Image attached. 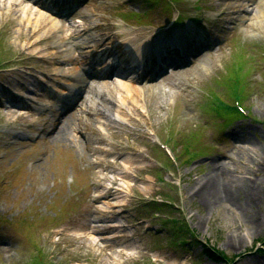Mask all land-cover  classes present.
<instances>
[{"label":"rangeland","instance_id":"rangeland-1","mask_svg":"<svg viewBox=\"0 0 264 264\" xmlns=\"http://www.w3.org/2000/svg\"><path fill=\"white\" fill-rule=\"evenodd\" d=\"M53 1L34 7L51 14L59 8L68 19L56 14L59 25L52 29V21L41 26L40 13L33 12L32 25L41 31L26 39L21 22L31 2L0 0V264H232L222 258L264 264V28L232 9L220 15L225 4L245 10L253 2L56 0L43 8ZM176 17L184 29L168 27ZM125 20L147 27L126 36L133 47L136 40L153 45L167 31L191 29L209 43L166 64L158 94L147 85L157 79L152 66L120 88L90 64L95 52L104 50L102 61L107 45L123 42L130 30ZM69 28L78 29L74 37ZM111 49L112 55L117 48ZM72 57L81 63L68 61ZM171 66L184 68L172 76ZM59 94L77 95L78 102L60 109ZM214 102L239 107L244 116L225 114ZM70 119L69 138L56 141L57 129ZM162 143L176 160L167 159ZM125 167L126 195L109 199L104 211L94 201L98 178ZM221 169L243 207L208 199L206 183ZM255 184L261 194L251 203ZM104 216L97 232L82 235L87 223Z\"/></svg>","mask_w":264,"mask_h":264},{"label":"bare ground","instance_id":"bare-ground-1","mask_svg":"<svg viewBox=\"0 0 264 264\" xmlns=\"http://www.w3.org/2000/svg\"><path fill=\"white\" fill-rule=\"evenodd\" d=\"M26 1L31 2V0H26ZM34 1H36V0H34ZM38 1L39 0H37L36 2H33V3L31 2L30 7H27L26 9H24V13L22 12L23 14L26 15V17L28 19H22V22H21L22 28L20 30L21 38H22V35L25 34L24 38L30 39L32 36L29 37V35H26V34H33L34 33V35H35V34H37V31H39V30L41 31V29L38 26L41 25L42 22L52 21L55 24L54 26L51 27L52 29H55L59 25L58 24L59 19L57 18V16H55L54 14H51L50 12L46 13L45 11H43L39 8L35 9L34 5H36L38 3ZM55 1L56 0H54L51 4H55ZM251 1L253 2V4H251L250 8H247L245 10L238 9L240 7V5H232L230 3L225 4V9H224V11H222V13H220V15L223 16L225 14H228L227 10L232 9V14L239 13L241 17L247 19V21L250 23V25L252 27H255L258 29H263L264 28V0H251ZM12 2H14V1H12ZM12 2L9 5V7H11L10 10H12V12H13L15 9L14 7L16 5H15V3H12ZM3 3L7 4L6 1H3ZM49 4L50 3H47V5H49ZM33 8L36 10V12L33 10ZM15 12H16V10H15ZM33 12L35 15H37V12L40 13V16H39L40 22H39L38 26L32 25L33 24V21H32L33 20L32 19ZM25 24H27V26ZM44 29H45V27H44ZM77 30L78 29L74 30V29L69 28V31H70L68 33V35L70 34L69 38L74 37ZM158 41L156 42L155 48L159 49V52L161 53L162 50H164L165 45H162V44L159 45ZM172 41H173V43H175L174 45L180 46V41H178L177 38H174ZM37 42H38V40H37ZM34 43H36V42L31 43V41H30L28 44L31 45ZM114 46H115L114 44L110 45V46L107 45V47H106L107 52L111 51V50H108V48L111 49V47H114ZM179 48H181L183 52L187 51L183 47H179ZM137 49L143 50L140 47H137ZM59 55L62 56V53H58L55 56H59ZM61 56L56 57L55 59L57 61H59L61 59ZM128 57H125V58L129 59ZM66 60H68V59H66ZM182 60H185V59L182 58ZM68 61H72L74 64L81 63L80 58H75V57L70 58ZM60 64H64V62L60 63ZM108 64H111L110 60H108V62L106 61L105 64H103V65L107 66ZM200 67L203 71H207L210 68L209 62L203 61L202 64L200 65ZM132 74H134L133 70L130 71V77L129 78L127 76H126V78H123L122 76L116 75V77L113 79V81H115L120 86V88L121 87L123 88L124 86H127L130 82L135 80V76ZM136 74H138V73H136ZM150 89L152 90L153 93L158 94V87L156 84H154V83L150 84ZM170 95H171V93L168 92V96H170ZM57 112L60 116H58L55 119L54 123L56 126L59 125L58 123L61 121V119H62L61 115L63 114V113H59V110ZM104 116L108 121H110V122H111V120L113 121V119L110 120V118L107 117V115L104 114ZM71 119L68 120L67 122H65L63 126H60V128L57 129L58 131L56 130L57 134L54 136V139H56V141H61V140H65V139L69 138V135H70L69 129L72 128V122H73ZM248 143H251L250 140L248 141ZM127 174H128L127 168L125 167V168H122L121 170H119L118 172H116V174H113V177L100 176L98 178V180H99L97 183L98 184V191H97V194H95V196H94V201L102 202V204H104V206L106 207L104 209V211L107 210L108 205L112 204L109 199L113 200V199L119 198V196L126 195V191L128 190V188H126L123 184H124V182H126L125 177L128 176ZM223 174H225V170L221 169V171L219 172V176H217V177L214 176V178L208 179V181L206 183L207 188L204 187V188H206V190H209L208 195H207L208 199L210 200L212 205H214L216 203L226 204L229 202L231 204L233 203V205H236V206L238 205L239 208L243 207L242 203L238 202L239 200L235 201L234 194L231 191V189L229 188V183L228 184L226 183L227 178ZM100 179H103L105 182H102ZM242 184H244V183H242ZM252 190L253 191L250 190L251 194L247 197V199L249 200L248 202H251V203L253 200H256L258 198V196H260V194H261V189H260V187H258L257 184L254 185ZM238 192H240V194H241V188ZM239 197L241 198V195ZM248 202H247V205H248ZM100 209L102 210V208H100ZM245 210L246 211L249 210V207L247 206L245 208ZM98 213L100 215L102 214L101 211ZM105 216L102 217V219L96 220L99 222V224H93V222L87 223L85 226L86 228L85 229L83 228V230H85V231L82 232V233H84L82 235L84 236V235H86V233L93 234V232H97L99 230V228H97V227L100 226L101 224H103V221H105L104 218H106ZM252 219L255 220L256 226H258L261 222V220L257 219V216L255 214L252 216ZM94 222H95V220H94ZM108 225L117 226V225L112 224V223H110Z\"/></svg>","mask_w":264,"mask_h":264},{"label":"trees","instance_id":"trees-1","mask_svg":"<svg viewBox=\"0 0 264 264\" xmlns=\"http://www.w3.org/2000/svg\"><path fill=\"white\" fill-rule=\"evenodd\" d=\"M235 89H236V91H238L239 89H238V83L236 84V86H235ZM234 90V89H233ZM218 106V105H217ZM216 106V107H217ZM218 108H220L221 110H222V112L223 113H225V114H229V115H232V117H234V116H238L239 114L238 113H236L235 111H232L231 109H228V108H224V107H220V106H218ZM219 113H221V112H219ZM203 251L206 253H208L211 257H213L214 259H221V256L219 255V254H217V252L216 251H213V250H211V249H209V248H204L203 249ZM222 259H224V260H226L228 263H232L233 264V261H232V259H227V258H222Z\"/></svg>","mask_w":264,"mask_h":264}]
</instances>
